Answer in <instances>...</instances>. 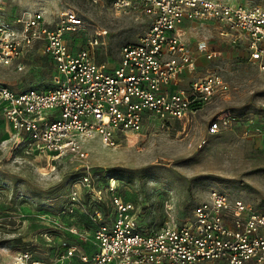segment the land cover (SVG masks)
<instances>
[{"label": "built area", "instance_id": "1", "mask_svg": "<svg viewBox=\"0 0 264 264\" xmlns=\"http://www.w3.org/2000/svg\"><path fill=\"white\" fill-rule=\"evenodd\" d=\"M103 0H91L100 3ZM105 1V0H104ZM116 13L146 17L148 26L135 42L119 50V62L96 59L106 45V29H97L76 51L63 38L81 25L73 10L60 12L54 27L39 13L6 20L0 13V64L20 71L22 58L35 44L52 62L51 84L14 91L0 83V116L9 136L26 152L50 160L61 157L82 162L84 143L99 138L116 144L117 133L139 132L147 117L162 124L185 120L228 84L215 70L190 81L187 88L173 83L185 70L193 71L197 55L213 60L205 40L191 48L181 36L185 23H213L217 34L231 45H243L250 61L264 70V6L225 0H107ZM222 117L207 132L226 127ZM62 233L87 247L77 256L81 264H264V211L213 188L196 205L192 219L169 218L157 229L141 227L135 205L117 190L112 176L84 163L68 189L57 215Z\"/></svg>", "mask_w": 264, "mask_h": 264}, {"label": "rangeland", "instance_id": "2", "mask_svg": "<svg viewBox=\"0 0 264 264\" xmlns=\"http://www.w3.org/2000/svg\"><path fill=\"white\" fill-rule=\"evenodd\" d=\"M225 1L264 6V0ZM67 9L81 20L75 31L63 34L68 45L76 51L97 29H106V45L95 53L98 61L110 65L118 64L121 46L135 42L148 26L146 17L136 20L129 12L116 13L107 0H0L6 20L39 13L51 27ZM181 36L193 49L199 40L208 43L214 55L208 65L228 84L226 92H218L188 119L162 124L147 117L139 132L117 133L114 146L88 139V157L80 162L69 157L50 160L26 152L23 143L15 146L13 136L1 139L9 126L0 116V264H81L77 256L86 246L59 243L62 229L53 216L62 209L84 163L101 180L112 176L147 231L169 218L191 220L196 205L213 188L264 211V70L240 46L218 36L212 24L185 23ZM39 49L37 43L25 52L20 71L0 64V83L17 92L50 86L52 67ZM204 74L198 66L192 79ZM222 117L228 119L226 127L208 134V124Z\"/></svg>", "mask_w": 264, "mask_h": 264}, {"label": "crops", "instance_id": "3", "mask_svg": "<svg viewBox=\"0 0 264 264\" xmlns=\"http://www.w3.org/2000/svg\"><path fill=\"white\" fill-rule=\"evenodd\" d=\"M206 24H207V23H206ZM208 24H212V25L214 26L213 23H208ZM214 27H215V26H214ZM215 30H216V28H215ZM216 33H217V31H216ZM217 35H218V34H217ZM218 36H219V35H218ZM238 46H240V48L244 51L243 54H244L246 57H248V52H247L246 48H244L243 45H238ZM191 48H192V47H191ZM210 61H211V60H207V59H205L204 56H202V55H197V57H196V64H195V68H194V70H195L198 66H200V67L203 68V70L206 71V69L209 67L208 62H210ZM194 70H193V71L185 70L184 72H182V73L178 76V78L174 81V83H173V87H174V88H187L188 85H189V83H190V81L193 80V79H192V76H193V72H194ZM188 77H191V78L188 79ZM185 83H186V85H185Z\"/></svg>", "mask_w": 264, "mask_h": 264}, {"label": "trees", "instance_id": "4", "mask_svg": "<svg viewBox=\"0 0 264 264\" xmlns=\"http://www.w3.org/2000/svg\"><path fill=\"white\" fill-rule=\"evenodd\" d=\"M48 62H49V64H50V66L52 67V62H51L49 59H48ZM9 135H10V131H7L6 134L4 135V137H2L1 139L9 137ZM70 239H71V240H70ZM67 240H69V241H73L74 243H77V244L79 243L80 245H82L80 242H78V241H77L76 239H74L73 237L67 236L65 242H66ZM86 250H87V247H86Z\"/></svg>", "mask_w": 264, "mask_h": 264}]
</instances>
